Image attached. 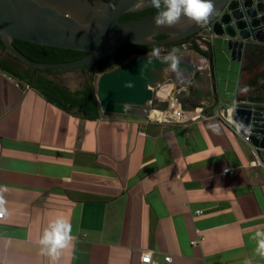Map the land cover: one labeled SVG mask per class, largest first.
Listing matches in <instances>:
<instances>
[{
	"label": "crops",
	"instance_id": "crops-1",
	"mask_svg": "<svg viewBox=\"0 0 264 264\" xmlns=\"http://www.w3.org/2000/svg\"><path fill=\"white\" fill-rule=\"evenodd\" d=\"M211 99L216 117L186 124L139 107L88 120L0 70V264H50L38 241L56 218L74 237L57 264H145L147 252L154 264H264L251 239L264 229V156Z\"/></svg>",
	"mask_w": 264,
	"mask_h": 264
},
{
	"label": "water",
	"instance_id": "water-1",
	"mask_svg": "<svg viewBox=\"0 0 264 264\" xmlns=\"http://www.w3.org/2000/svg\"><path fill=\"white\" fill-rule=\"evenodd\" d=\"M212 3L214 10L203 23L182 16L175 26L157 27V12L121 20L125 14L154 8L150 0H0V39L9 53L34 68L76 69L99 62L127 44H174L206 31L210 36L205 42L210 48L209 57L192 49L179 56L180 68L188 72L189 78L202 69H212L217 106L227 109L233 103L238 132L257 150L264 151V105L240 101L247 44H264V0ZM162 35L166 38L158 39ZM15 40L89 55L70 62H37L20 52ZM164 55L167 54L161 57ZM165 67L150 55H140L101 74L97 82L101 110L126 114L129 107H139L148 114V105L156 98L155 90L177 79L176 73L165 71Z\"/></svg>",
	"mask_w": 264,
	"mask_h": 264
},
{
	"label": "trees",
	"instance_id": "trees-1",
	"mask_svg": "<svg viewBox=\"0 0 264 264\" xmlns=\"http://www.w3.org/2000/svg\"><path fill=\"white\" fill-rule=\"evenodd\" d=\"M157 11L154 7L142 12L128 13L123 15L121 20H133ZM164 38H166L164 35L158 37V39ZM14 44L28 58L43 63L76 61L89 55L87 52L61 49L21 40H15ZM177 45L178 43L156 46L127 44L109 57L81 68L40 69L24 63L9 53L0 39V70L15 77L20 84L38 90L49 102L61 109L84 119L96 120L101 117V106L97 96V79L101 74L116 69L134 56L149 55L154 47H159L162 50ZM249 45L245 54L246 62L243 71L250 74L264 63V44L251 43ZM196 48L200 50L198 45ZM74 71H81L84 77V83L79 89H72L61 80L63 75ZM250 86L253 91L247 96L241 97L240 101L264 105V72L256 75L250 81ZM200 105L201 103L194 102L191 107L185 104L184 107L190 109Z\"/></svg>",
	"mask_w": 264,
	"mask_h": 264
},
{
	"label": "clouds",
	"instance_id": "clouds-1",
	"mask_svg": "<svg viewBox=\"0 0 264 264\" xmlns=\"http://www.w3.org/2000/svg\"><path fill=\"white\" fill-rule=\"evenodd\" d=\"M150 2L158 10L154 17V24L157 27L175 26L182 16H186L200 24L205 22L214 10L212 0H150ZM133 42L135 43V41ZM178 52L179 49L173 48L167 55L161 57L160 48L154 47L149 55L164 64L166 66L165 71L181 75L182 69L180 68ZM247 90V87L242 89L245 92ZM210 127L214 131H218L217 126L212 125ZM3 191H6V189L0 186V192ZM3 202V198L0 196V205ZM73 239L71 224L63 218H56L49 223L38 241L40 252L50 258V264H57L61 250L67 248ZM251 239L256 242L254 255L264 259V229L256 231ZM244 264H252V260L245 259Z\"/></svg>",
	"mask_w": 264,
	"mask_h": 264
},
{
	"label": "built area",
	"instance_id": "built-area-1",
	"mask_svg": "<svg viewBox=\"0 0 264 264\" xmlns=\"http://www.w3.org/2000/svg\"><path fill=\"white\" fill-rule=\"evenodd\" d=\"M201 37L207 41L210 40L209 34H201ZM199 41V40H198ZM199 44L207 49V46L199 41ZM191 43L184 44V49H188ZM166 84L155 90V99L151 101L148 105L149 112L147 114L148 118L151 121L157 122L159 124H186L195 120H208L216 117V114L210 112V106L208 104L202 103L200 106L195 108L186 109L182 100L180 99V95L183 90H178V86L176 84L175 87L171 90L167 98H161L158 96V93ZM185 90V89H184ZM156 101L163 102L161 104H157ZM166 104V106H163ZM235 105L232 107H228L227 109H223L218 116L225 118V120L230 124L232 128L238 130V125L234 122L233 112ZM259 163H262L261 160H258ZM236 171L235 167H230L225 170V174H233ZM198 214H202L203 211H198ZM203 236L200 239L193 240L192 245L197 247L200 245L203 240ZM166 260L168 262H172V257H167ZM142 262L145 264H154L152 252H147L142 257Z\"/></svg>",
	"mask_w": 264,
	"mask_h": 264
},
{
	"label": "rangeland",
	"instance_id": "rangeland-1",
	"mask_svg": "<svg viewBox=\"0 0 264 264\" xmlns=\"http://www.w3.org/2000/svg\"><path fill=\"white\" fill-rule=\"evenodd\" d=\"M251 43H254V42H248L247 47H246V51H247L248 47L250 46L249 44H251ZM173 48L179 49V52L177 53L178 56L185 54V51L183 50V48H180V46H173L172 48H169V49H162L161 52H163V53H161V54H167ZM245 62H246V59L244 60V65H245ZM185 72H187V71H185ZM262 72H264V63L259 65L250 74L243 71L242 83H241V88H240V98L247 96L248 94H250L253 91V89L250 86V81L256 75H258ZM199 74L200 73H196L193 76H191L190 78H188L185 85L179 83L177 79H170L169 81L166 82V85L176 84L178 86L177 87L178 90L182 89L183 92L180 95V99L188 107H191V105H193V103H194V100H196V97L195 98L192 97V94H194V93H196V96L199 99H203V98L208 99L205 102V104L211 105V103L213 102L211 98L214 95V92H213L212 86H211L212 78L210 77L211 80L210 79H205V80L203 79V81H201V84L198 85L196 81H197V78L200 76ZM203 78H204V76H203ZM61 80L64 84L68 85L72 89H79L82 87V85L84 83V77H83V74L81 71H74V72L67 73V74L62 76ZM97 82H98V79H97ZM245 87H247V89H248L246 92L242 91V89H244ZM207 92H209L210 95H208ZM156 103L161 104L163 102L156 101ZM199 103H201V102H199ZM259 152H260L259 153L260 156H264V151H259Z\"/></svg>",
	"mask_w": 264,
	"mask_h": 264
},
{
	"label": "flooded vegetation",
	"instance_id": "flooded-vegetation-1",
	"mask_svg": "<svg viewBox=\"0 0 264 264\" xmlns=\"http://www.w3.org/2000/svg\"><path fill=\"white\" fill-rule=\"evenodd\" d=\"M207 34V32L206 31H203V32H201V33H198V34H196V35H194V36H191V37H189V38H187V39H185V40H182V41H180V42H177L178 43V45L177 46H180V48H183V50L185 51V54L187 53V52H189L190 50H192V49H197L196 48V46L198 45L199 47H200V50H198V51H200L201 53H203L204 55H206V56H208L209 57V51H210V48H208L207 47V49H204L200 44H199V41H201L203 44H205L206 45V41L207 40H205V39H203L202 37H201V34ZM199 40V41H198ZM181 43V44H180ZM187 43H191V45L189 46V48L186 50V49H184V47H183V45L184 44H187ZM207 46V45H206ZM212 63V62H211ZM207 71H210V73L212 74L213 73V70L211 69V70H206V72ZM200 72V71H199ZM199 72H195V74L196 73H199ZM211 78H213V77H211ZM211 86H212V90H213V92H214V96H215V94H216V91H217V84H214L213 82H212V80H211Z\"/></svg>",
	"mask_w": 264,
	"mask_h": 264
},
{
	"label": "bare ground",
	"instance_id": "bare-ground-1",
	"mask_svg": "<svg viewBox=\"0 0 264 264\" xmlns=\"http://www.w3.org/2000/svg\"><path fill=\"white\" fill-rule=\"evenodd\" d=\"M177 80L179 83L181 84H186L188 78H189V74L185 71L182 70V74L181 75H177L175 74ZM175 87V85L170 84V85H165L161 91L158 93V96L161 98H167L169 93L171 92V90ZM260 142H263L262 138H259Z\"/></svg>",
	"mask_w": 264,
	"mask_h": 264
}]
</instances>
